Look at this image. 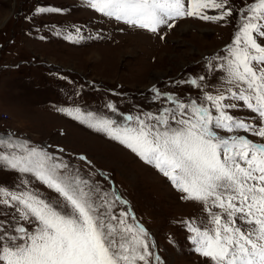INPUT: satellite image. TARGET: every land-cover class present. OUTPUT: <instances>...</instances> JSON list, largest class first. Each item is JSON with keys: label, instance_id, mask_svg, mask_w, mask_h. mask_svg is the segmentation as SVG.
<instances>
[{"label": "snow or ice", "instance_id": "6c2138e0", "mask_svg": "<svg viewBox=\"0 0 264 264\" xmlns=\"http://www.w3.org/2000/svg\"><path fill=\"white\" fill-rule=\"evenodd\" d=\"M80 2L101 19L153 35L185 18L237 19L223 55L206 61L217 82L206 75L178 82L197 89L196 98L153 86L152 99L162 102L156 113L122 114L111 102L105 105L111 116L79 106L56 110L123 146L167 178L183 201L202 206L203 218L182 224L194 253L208 264H264V0L239 6L235 0ZM56 35L72 44L101 38L80 27ZM241 111L251 115L234 114ZM56 152L64 149L49 151L13 131L0 133V170L20 177L18 186L0 184V264H164L128 201L82 178ZM79 160L91 167L86 156Z\"/></svg>", "mask_w": 264, "mask_h": 264}, {"label": "rangeland", "instance_id": "374dc122", "mask_svg": "<svg viewBox=\"0 0 264 264\" xmlns=\"http://www.w3.org/2000/svg\"><path fill=\"white\" fill-rule=\"evenodd\" d=\"M41 7L64 11L38 14ZM175 23L153 35L101 19L80 0H0V133L13 131L49 151L63 148L56 154L79 168L82 178L117 191L149 233L152 250L164 264H208L194 253L182 224L203 218L202 206L183 201L167 178L123 146L56 110L79 106L111 116L105 107L111 102L122 114L156 113L162 102L152 99L153 86L184 99L196 98L197 89L178 82L200 75L217 82L218 74L207 70L206 61L223 55L238 21L185 18ZM75 27L101 38L72 44L56 35L57 30ZM80 155L91 167L79 160ZM19 183L18 173L0 170V184ZM36 187L53 195L39 183Z\"/></svg>", "mask_w": 264, "mask_h": 264}]
</instances>
